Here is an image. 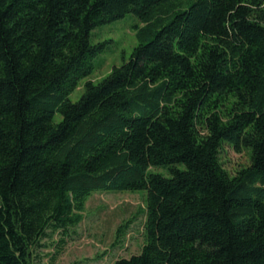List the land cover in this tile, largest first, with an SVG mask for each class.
<instances>
[{
    "label": "trees",
    "instance_id": "16d2710c",
    "mask_svg": "<svg viewBox=\"0 0 264 264\" xmlns=\"http://www.w3.org/2000/svg\"><path fill=\"white\" fill-rule=\"evenodd\" d=\"M128 14L129 57L87 79L91 32ZM224 144L249 153L233 175ZM103 190L145 191L143 244L112 264H264V0H0V264Z\"/></svg>",
    "mask_w": 264,
    "mask_h": 264
},
{
    "label": "rangeland",
    "instance_id": "374dc122",
    "mask_svg": "<svg viewBox=\"0 0 264 264\" xmlns=\"http://www.w3.org/2000/svg\"><path fill=\"white\" fill-rule=\"evenodd\" d=\"M138 22L134 14L100 25L91 32L92 42L107 40L106 50L94 59L99 65L87 79L98 81L127 59L136 44L132 26ZM86 80V79H84ZM68 98L75 102L82 92L83 81ZM58 115H56V119ZM223 167L230 173L249 163L247 150L236 151L231 145L224 144L221 152ZM165 174L161 168H153ZM145 191H97L91 194L85 204L84 218L68 232L64 242L61 235L55 234L45 241L40 249L39 258L34 264H112L118 258H127L139 252L143 244V223L145 220ZM128 223L114 244L118 226Z\"/></svg>",
    "mask_w": 264,
    "mask_h": 264
}]
</instances>
